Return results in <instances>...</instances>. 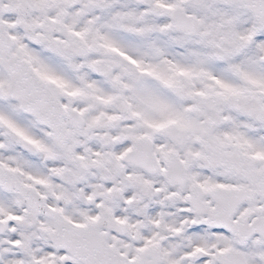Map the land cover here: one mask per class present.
<instances>
[{
  "label": "snow or ice",
  "instance_id": "1",
  "mask_svg": "<svg viewBox=\"0 0 264 264\" xmlns=\"http://www.w3.org/2000/svg\"><path fill=\"white\" fill-rule=\"evenodd\" d=\"M0 264H264V0H0Z\"/></svg>",
  "mask_w": 264,
  "mask_h": 264
}]
</instances>
